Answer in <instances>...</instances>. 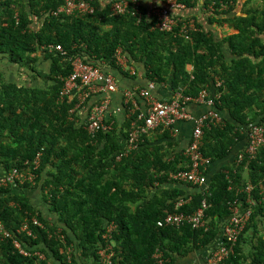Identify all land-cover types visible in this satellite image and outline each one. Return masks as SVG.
Returning a JSON list of instances; mask_svg holds the SVG:
<instances>
[{
  "label": "trees",
  "instance_id": "obj_1",
  "mask_svg": "<svg viewBox=\"0 0 264 264\" xmlns=\"http://www.w3.org/2000/svg\"><path fill=\"white\" fill-rule=\"evenodd\" d=\"M84 1L95 7V13L77 18L53 14L63 0H0V155L7 171L29 169L34 176L33 182L19 186L23 193L0 188V219L11 234L0 233V264H106L99 248L112 223L117 226L112 264H156L157 249L164 252L167 264H176L177 257L191 261L220 235L236 201L244 202L252 215L225 264H264L263 235L253 236L255 244L246 239L251 230L260 234L261 217L264 220L260 194L264 150L240 165L208 169L206 190L183 184L171 175L185 169L181 162L189 160L182 148L175 153L179 144L172 143L170 130H157L162 132L157 138L165 141L155 146L143 137L135 149H129V132L121 129L130 131L131 120L119 128L117 121L106 117L109 130H92V116L83 109L89 107V100L82 106V82L69 94L62 92L77 58L95 65L102 62L126 74L115 58L121 49L133 62L144 64L149 81L167 83L193 99L203 91L215 99L224 124L205 130L202 152L213 165L225 161L247 144L248 126L264 118V0L259 5L253 4L255 0H208L214 10L201 7L206 13L202 20L207 18L197 23L191 41L153 30L145 7L139 21L131 14L136 11L132 1L124 15L114 14V3L108 0ZM180 2L192 12L199 10L200 0ZM224 25L238 33L219 37L216 28ZM57 45L65 52H50ZM5 60L16 65L17 73L6 69ZM46 61L48 85H31L41 81L39 68ZM216 77L221 87H216ZM137 103L143 108L140 99ZM171 153L176 154L174 159ZM249 184L255 201L251 205L243 191ZM38 189L58 217L53 226L26 194ZM180 199L187 201L181 209L187 213L208 203V232L190 225L158 226ZM33 218L44 225H32L35 238L17 234ZM16 243L33 256L22 255ZM70 246L72 262L67 263ZM246 246L249 252L244 251ZM41 253L46 260L40 261Z\"/></svg>",
  "mask_w": 264,
  "mask_h": 264
},
{
  "label": "built area",
  "instance_id": "obj_2",
  "mask_svg": "<svg viewBox=\"0 0 264 264\" xmlns=\"http://www.w3.org/2000/svg\"><path fill=\"white\" fill-rule=\"evenodd\" d=\"M65 1L67 3L66 9L70 13L93 12V9L90 8L88 4H85V1ZM129 1L136 4V11L131 14L137 16L139 21L143 19V14L141 12V7L144 6L143 1L152 3L151 5H146V19L153 25V30L171 33L188 41L192 39V33L197 31L195 20H189V18H184L176 13L177 11L186 9L185 5L182 4L180 0H108V2L114 3L113 12L116 15H124L128 12ZM200 6L203 7L204 10H207L209 7L211 9L210 13L214 10V4H210L208 0H200ZM57 49L62 51L61 46H58ZM73 66V72L67 78L66 85L62 91L64 95L69 94L76 88L79 82H82L83 85H87L97 81L98 83H105L110 91L116 89L117 82L111 74L103 75L99 69L86 65L80 59L75 60ZM132 73L135 74L136 72L132 70ZM216 87H221L219 81ZM152 89H154V84H150L148 90H143L141 92V96L145 99V108L139 110L137 121L135 120L136 122H132V132L128 142L130 146L129 149L136 148V142L143 134H149L160 128L171 129L174 134V127L177 122L191 121L194 126L193 133L183 152V155L189 160V162H187V164H189L187 165L188 168L180 170L176 174H172L171 177L173 180L183 184L189 183L193 186L205 188V190L208 189V177L206 172L212 164V160L204 156L202 152L205 130H210L212 127L224 124L221 114L212 109L215 105V99L209 96L206 91H203L194 99L185 96L182 91H177L173 98L160 101L151 95L150 90ZM192 102L207 103L211 110L199 118H193L188 113L187 109L188 105ZM108 106L109 101L106 100L92 114L89 123L92 130L98 127L103 130H109L111 128L110 125L104 124ZM102 124H104L103 127ZM247 129V144L243 153H240L238 156L236 165H240L245 158L254 160L256 156L264 150V118L259 123L249 125ZM128 152L129 151H127V153ZM25 181L26 174H23L19 170H13L4 176H0V188H8L16 182L23 184ZM243 191L248 195L247 203L250 205L255 204L252 198L253 186L249 184ZM238 192H241V190ZM260 194L264 199V188ZM186 204V200L180 199L175 204L173 211H166L164 218L158 222V226L180 228L190 225L193 229H200L208 232L210 229L209 222L206 218V211L209 208L208 203L204 201L202 206L195 212H181V209L185 207ZM231 211L232 214L223 224L220 235L204 249L200 264H225L230 256L234 254L239 238L245 230L247 223L250 221L252 210L248 209L244 202L236 201L232 205ZM32 221L37 226H41V223L38 222L37 219L34 218ZM116 227L114 223L107 227V232L103 236L105 244H101L99 248V256L106 264H112L113 258L115 257L114 246L110 242L113 240V233ZM0 233L4 235V237L11 236L3 226L1 220ZM18 233L33 236L32 230L27 222L21 225L20 229L17 231V234ZM16 246L20 249L22 254L30 255L29 252L21 249V245L18 243H16ZM72 252L73 250L68 248V253L70 255L69 260L71 259ZM40 258L43 259L44 256L41 255ZM153 258L156 260V264H167L169 262V260L165 258L164 252L158 249L155 251Z\"/></svg>",
  "mask_w": 264,
  "mask_h": 264
},
{
  "label": "clouds",
  "instance_id": "obj_3",
  "mask_svg": "<svg viewBox=\"0 0 264 264\" xmlns=\"http://www.w3.org/2000/svg\"><path fill=\"white\" fill-rule=\"evenodd\" d=\"M81 1H84V0H81ZM81 1H79V2H81ZM144 3H143V5L144 6H142V7H145V8H147L146 7V5H151L152 3L151 2H149V1H143ZM85 4H87V2L85 1ZM89 5V7L90 8H92L93 9V12L92 13H88V12H86V13H77V12H75V13H70V12H68L67 11V9H66V6H67V3H66V1L65 0H63V2H62V4H61V6L57 9V10H55V11H53V14L54 15H59V14H64V15H66V16H75V17H77V18H80V17H82V16H84V15H89V14H94L95 13V7H92L90 4H88ZM186 7V6H185ZM199 9H202L201 7H200V5H199ZM146 11H147V9H146ZM189 11H190V9H188V8H186L185 10H182V11H177L176 13H178V14H180L182 17H184V18H190V16H189ZM203 13H205L204 11H202V19H203ZM206 14V13H205ZM206 18H207V15H206V17H205V19L204 20H201V21H197V20H195V22H196V27H197V23H202L203 24V22L206 20ZM198 30V29H197ZM167 34H171V33H167ZM175 37H179V38H182V37H180V36H177V35H174ZM182 39H184V38H182ZM185 41H188V40H186V39H184ZM191 41V40H190ZM58 46H61V45H57V46H52L51 47V49H50V52H53V51H57V52H61V53H64L65 52V49L61 46V48H62V51H60V50H58L57 48H58ZM49 49V48H48ZM115 58H116V61H117V64L123 69V71L126 73V74H123V73H121L119 70H116V69H112V68H110L109 66H107L106 64H104V63H99V64H97V65H95V64H91V63H85L81 58H77V59H80V60H82L86 65H90V66H92L93 68L95 67V68H97V69H99L100 70V72H101V74H103V75H109V74H111L114 78H115V80H116V82H117V87H116V89L114 90V91H110V89H108V87L106 86V84L105 83H98L97 81L96 82H91V83H89V84H87V85H83L82 87H83V89H84V94L82 95V106H84V104L86 103V101L87 100H89V107H85V108H83V109H85V113H90L91 114V116H92V114L96 111V109L97 108H99V106H101L102 104H103V102L104 101H106V100H108L109 101V106H108V110H107V113H106V115H105V120H106V117L108 116V114H110L111 113V103H112V100L109 98V95H111V94H116V93H118L119 91H120V89H119V85L121 84V80L118 78V76L120 77V76H126V80H128V84H126V85H128V87H129V89H127V91L124 93V96H123V103H122V105H123V107L122 108H124V109H127V111H128V113H127V116H128V120H131V123H130V131L128 130V132H129V138H130V134H131V132H132V130H131V128H132V122L133 121H137V117L136 116H138V115H136L135 117H134V120H133V116L135 115V112H133V111H136L135 110V108H139V109H141L140 107H139V105H138V103H137V99H140L141 101H143L144 102V104H145V99H144V97H142L141 96V92L143 91V90H148L149 89V86H150V84H154V89H152V90H150V93H151V95L154 97V95H153V91L156 89V87L158 86V84L155 82V81H149L148 79H147V77H146V68H145V66H144V64L143 63H136V62H133L131 59H130V57L128 56H126L125 54H123L122 53V50L120 49V50H118V52H117V54H116V56H115ZM77 59H75V60H77ZM129 60H131L132 62H133V66H131V65H129ZM50 65H51V62H50ZM47 67H48V64H47V61L45 62V64L42 66V67H40L39 68V70H40V73L43 75V77L41 78V81L40 82H34V83H31V85H34V86H36L37 85V83L38 84H42L43 86H47L48 84H46V82L48 81V80H46L45 78H46V73H47ZM74 67V66H73ZM132 70L133 71H135L136 73L135 74H133L132 73ZM42 72H44V74L42 73ZM190 72H192V70L190 71ZM142 74V79H141V75ZM142 80L144 83H145V85H143V86H141V85H138V83H137V80ZM220 82V81H219ZM45 83V84H44ZM49 84H50V86L52 85L50 82H49ZM66 85V84H65ZM65 85L63 86V88H62V91H63V89H64V87H65ZM75 89V88H74ZM73 89V90H74ZM176 93V92H175ZM200 95V94H199ZM159 100V99H158ZM160 101H165V100H160ZM216 105H214L213 107H212V109H214L216 112H218V110L216 109V107H215ZM79 107H81V106H79ZM145 108V107H144ZM121 109H119L118 111H120ZM133 113V114H132ZM219 113V112H218ZM90 114H89V116H90ZM219 114H221V113H219ZM107 120H108V117H107ZM135 121V122H136ZM160 129H162V128H160ZM160 129H157V130H160ZM157 130H155V131H157ZM164 130H170V132H172L171 131V129H164ZM155 131H153V132H155ZM153 132H151V133H149V134H143V135H141L140 137H139V139H138V141L136 142V147H137V144L138 143H140V141L141 140H143V137H148V138H150L149 136H151L152 134H153ZM193 133V132H192ZM3 141V140H2ZM2 141L0 142V146H1V143H2ZM127 142V144L126 145H128V142H129V139L126 141ZM185 149V148H184ZM184 149H183V152H184ZM240 153H243V151L242 152H239L238 154H237V158H238V156L240 155ZM40 154V153H39ZM38 154V155H39ZM184 156V155H183ZM0 157H1V155H0ZM236 158V159H237ZM1 159H2V157H1ZM237 161V160H236ZM236 161H235V163H236ZM26 164L27 163H25V166H26ZM13 170H19L20 171V169H18V168H14V169H12V170H10V171H7L5 168H4V173L3 174H1L0 176H4V175H6V174H8V173H10L11 171H13ZM183 170V169H182ZM20 172H22L23 174H26V181H29V182H33L34 181V176H33V174L29 171V169H27V170H24V171H20ZM179 172V171H178ZM22 186V184L21 183H19V182H16L15 184H13V185H11V186H9L8 188H12L13 186ZM23 187V186H22ZM11 192V191H10ZM166 213V212H165ZM52 214H54V213H52ZM56 215V214H55ZM165 216V215H164ZM57 217V216H56ZM164 218V217H163ZM34 219V218H33ZM32 219V220H33ZM35 219H37V218H35ZM57 219H58V217H57ZM1 220V219H0ZM31 220V223L29 222V221H26L28 224H29V226H30V229L32 230V225L34 226V227H38V228H44V225H43V223L42 222H40L38 219V222H40L41 223V226H37L36 224H34L33 223V221ZM2 222V221H1ZM47 223L48 224H50V225H55L56 223H57V220H56V222L55 223H50V222H48L47 221ZM67 229V228H66ZM32 233H33V231H32ZM31 237H33V238H35V236H34V233H33V236H31ZM62 239L64 240V238L62 237ZM114 241L112 240V242H110V243H112L113 244V246H114V251H115V243H113ZM77 246V245H76ZM22 247V246H21ZM68 248H71V249H73V246H70V247H68ZM22 249V248H21ZM23 250H25V249H23ZM21 253V252H20ZM36 253H38V252H36ZM235 253V252H234ZM22 254V253H21ZM22 255H24V254H22ZM41 255L42 256H44V258L42 259V258H40V261H42V260H46V256L43 254V253H41ZM67 255H68V262L67 263H71L72 262V254H71V259L69 260V257H70V255H69V253H68V251H67ZM115 255H116V251H115ZM25 257L26 256H33V253H30V255H24ZM47 264H54L52 261H48V263Z\"/></svg>",
  "mask_w": 264,
  "mask_h": 264
},
{
  "label": "crops",
  "instance_id": "obj_4",
  "mask_svg": "<svg viewBox=\"0 0 264 264\" xmlns=\"http://www.w3.org/2000/svg\"><path fill=\"white\" fill-rule=\"evenodd\" d=\"M217 32H218V35L219 37H226V36H229V35H233V34H237L238 32L232 28L231 26L229 25H224V26H220V27H217L216 28ZM229 59V58H228ZM188 71L190 72L191 70H193V66L192 65H189L187 67ZM14 75V73H13ZM141 76V79H142V74L140 75ZM118 78L121 80V84L119 85V89L120 91L116 94H111L109 95V98L112 100V103H111V113L108 114V118H112L113 119V123H114V120L117 121L118 125H119V128H121L123 126V123L124 121H127L128 120V116H127V109H124L122 108L123 105V96H124V93L127 91V89H129L128 87V80H126V76H118ZM216 81L218 82V78L216 77L215 78ZM137 83L138 85H145V83L142 81V80H137ZM128 84V85H126ZM37 85L40 87V86H43L42 84H38ZM176 91H174L169 84H161V85H158L156 87V89L153 91V95L155 98L159 99V100H169L171 98H173L174 94H175ZM141 104L143 105L141 109H144L145 107V104L143 101H141ZM119 109H121L120 111H118ZM188 113L193 117V118H199L200 116L204 115L205 113L209 112L211 110L210 106L207 104V103H202V102H194V103H191L188 105ZM136 111H139L140 109L139 108H135ZM136 111H133V112H136ZM222 116V115H221ZM193 123L191 121H179L175 124V127H174V134L172 132L171 133V137H172V143H178L179 145L176 146V150H175V153L177 152V150L179 149H184L187 144L189 143L190 139H191V136H192V132H193ZM122 131L124 132H128V128L127 127H122L121 129ZM157 133H160V135L162 134V132H153V134L151 136H149L151 139V143L153 146L157 145L159 142H162V141H165V140H161V139H158L157 138ZM157 139V140H156ZM245 147H246V143H242L240 145V148L238 147V149L236 151H234L232 153V155L227 158L225 161H221V162H218L216 164L213 165V163L210 165L209 169L211 168L212 171H220L221 168H223L224 166H232L233 163H235V161L237 160V153L240 151H244L245 150ZM174 153H171L170 156L171 158L174 159ZM213 165V166H212ZM180 166H185V169L187 168V164H184L181 162V165ZM4 173V166L2 164V159L0 157V175ZM192 187H190L191 189ZM25 192L24 189H22L21 187L19 186H13L12 187V191L11 193H23ZM26 194H28V197L30 199V202L32 204L33 207L35 208H38L41 212H42V216L44 217V219L50 223H55L56 220H57V217L55 214H52L50 212V207L47 206V202L46 200L44 199V194L43 192H41L40 189L37 190H29V193L28 191L26 190ZM262 220L261 222V227H260V234L257 235L256 233L253 232V230L249 231V236H246V239L247 241L249 240V243L251 244L252 242H254V244L256 243V240L254 239L253 236H261L263 235L264 237V220L263 218L261 217L260 221ZM251 246V245H250ZM247 248V252H249L251 250V248L249 246H246ZM202 254H203V251H198V253L196 254V256H193L191 257V261H189V259H182V258H179L177 257V262L176 264H200V262L202 261Z\"/></svg>",
  "mask_w": 264,
  "mask_h": 264
},
{
  "label": "rangeland",
  "instance_id": "obj_5",
  "mask_svg": "<svg viewBox=\"0 0 264 264\" xmlns=\"http://www.w3.org/2000/svg\"><path fill=\"white\" fill-rule=\"evenodd\" d=\"M261 3H262V0H255V2H253L254 5H259ZM189 16H190L189 20L201 21L202 20V9H199L197 12L189 11ZM4 64H5L7 70L13 71V73H17L16 72V65L10 64V62H8L7 60H5ZM42 73L44 74V72H42ZM243 249H244V251L245 250L247 251V248L244 247Z\"/></svg>",
  "mask_w": 264,
  "mask_h": 264
}]
</instances>
